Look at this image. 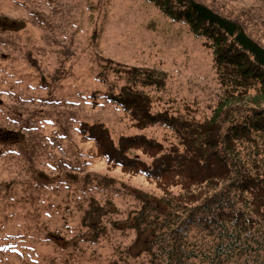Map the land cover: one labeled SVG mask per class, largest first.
<instances>
[{"label": "rangeland", "instance_id": "374dc122", "mask_svg": "<svg viewBox=\"0 0 264 264\" xmlns=\"http://www.w3.org/2000/svg\"><path fill=\"white\" fill-rule=\"evenodd\" d=\"M194 1L239 23L264 48V0ZM132 67L164 76L162 90L145 89L154 98L152 111L180 121L209 119L224 93L211 40L150 0H0V241L16 244L0 252V264H148L145 255H133L141 252L137 233L123 224L141 209L137 194L179 196L181 179L164 184L168 179L108 163L78 132L81 123L99 122L115 145L135 134L166 147L178 142L175 129L140 130L106 99L120 93ZM129 154L153 161L136 149ZM217 184L202 197L228 181ZM98 208L102 216L91 219L89 211ZM87 221L103 226L95 242ZM193 230L184 238L189 244L208 232Z\"/></svg>", "mask_w": 264, "mask_h": 264}, {"label": "trees", "instance_id": "16d2710c", "mask_svg": "<svg viewBox=\"0 0 264 264\" xmlns=\"http://www.w3.org/2000/svg\"><path fill=\"white\" fill-rule=\"evenodd\" d=\"M150 2L170 19L187 23L195 33L211 40L215 61L222 68L223 96L203 122L180 121L168 111L154 113V98L145 89L162 90L165 78L152 70L132 67L124 71L126 83L120 93H110L106 99L129 113L140 130L153 125L175 129L178 142L166 147L144 134H135L122 135L115 145L110 130L99 122L81 123L79 136L95 142L108 163L158 181L168 179L164 184L173 183L176 176L181 179L179 196L149 198L137 194L141 209L132 211L123 224L137 233L135 244L140 243L141 252L134 256L145 255L148 264H264V48L239 23L194 0ZM226 120L230 121L227 129ZM135 149L153 161L147 164L137 156L132 158L129 151ZM221 180H227L228 185L219 193L202 197L204 191H214ZM192 185L196 190L192 191ZM203 204L208 213L205 217L199 213ZM212 206L218 212H212ZM179 210L188 216H179ZM89 212L92 219L102 216L104 209ZM87 222L89 240L95 242L103 226ZM195 226L208 230V235L190 245L184 238ZM142 240L147 241L145 251Z\"/></svg>", "mask_w": 264, "mask_h": 264}]
</instances>
